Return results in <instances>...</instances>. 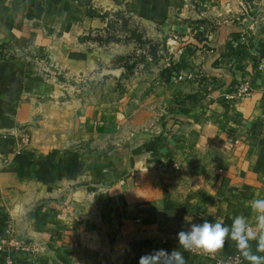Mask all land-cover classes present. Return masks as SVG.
<instances>
[{
    "label": "crops",
    "instance_id": "crops-1",
    "mask_svg": "<svg viewBox=\"0 0 264 264\" xmlns=\"http://www.w3.org/2000/svg\"><path fill=\"white\" fill-rule=\"evenodd\" d=\"M118 10L161 44V66L107 68L121 46L91 35ZM240 12L239 0H0V241L38 248L16 252L13 264H139L178 247L190 223L243 214L255 226L264 18ZM53 64L68 80L124 82V92L75 97L73 85L49 77ZM244 80L252 93L236 100ZM24 133L30 142L17 151ZM233 254L241 255L227 242L184 253L187 264Z\"/></svg>",
    "mask_w": 264,
    "mask_h": 264
},
{
    "label": "rangeland",
    "instance_id": "rangeland-1",
    "mask_svg": "<svg viewBox=\"0 0 264 264\" xmlns=\"http://www.w3.org/2000/svg\"><path fill=\"white\" fill-rule=\"evenodd\" d=\"M239 5L242 17L251 20L264 18V0H239ZM109 15H111L110 22L106 32L91 35V39L102 46H110L112 44L121 46L122 52L115 56L111 66L109 65L107 68L124 67L127 74H131L136 69L161 66L162 55H165L161 44L147 34L142 24L129 11L118 10ZM90 51L93 50L90 49ZM52 66V70L47 71L49 77L60 85H66L67 82H69V85H73V91L70 93L75 97H82L88 94L91 102L95 99L112 101L118 98L120 93L124 92V82L115 86L113 81H105L103 83L104 81L102 80L99 81L95 80L96 78L89 77L87 80L75 79V81H71V79L68 80L66 74L56 64ZM82 83L84 87H82ZM101 84L104 85L101 86ZM114 88L117 90L116 93ZM100 93H102V98H98Z\"/></svg>",
    "mask_w": 264,
    "mask_h": 264
},
{
    "label": "clouds",
    "instance_id": "clouds-1",
    "mask_svg": "<svg viewBox=\"0 0 264 264\" xmlns=\"http://www.w3.org/2000/svg\"><path fill=\"white\" fill-rule=\"evenodd\" d=\"M250 210L255 216V226L249 216L243 214L234 216L230 224L216 217L211 221L190 223L186 230L177 233L178 247L171 252L157 249L146 253L139 258V264H187L185 252H216L226 242L235 245L247 264H264V198H254ZM186 220L192 221L189 216Z\"/></svg>",
    "mask_w": 264,
    "mask_h": 264
},
{
    "label": "built area",
    "instance_id": "built-area-1",
    "mask_svg": "<svg viewBox=\"0 0 264 264\" xmlns=\"http://www.w3.org/2000/svg\"><path fill=\"white\" fill-rule=\"evenodd\" d=\"M179 80H187V79H193L194 75L193 73H188V74H184V73H179L178 77ZM252 93V88L250 86L249 81L244 80L241 81L237 84L236 89H235V93L234 95H232V97L236 100H240V99H244L246 97H248L249 95H251ZM264 98V97H263ZM261 122L264 124V106H263V111H262V115H261ZM19 142H18V146L16 147L17 151H20L25 145H27L30 142V137L28 136L27 133H24L22 135H20L19 137ZM0 156L1 153H0ZM1 249L5 247L7 248V255L6 258L8 260V264H13L14 263V256L16 254V252H32L37 250V244L33 243V242H26V241H22L20 239H11V241H7V240H1ZM193 252L198 253V254H203L204 251L202 250H193ZM212 254V252H209ZM241 263V255L238 254H233L230 255L229 257H227L226 259H219L215 262V264H240Z\"/></svg>",
    "mask_w": 264,
    "mask_h": 264
}]
</instances>
